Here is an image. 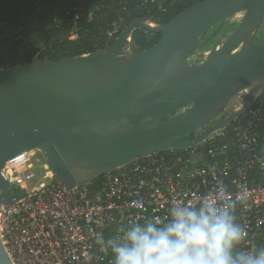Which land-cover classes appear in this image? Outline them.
Here are the masks:
<instances>
[{
  "label": "water",
  "instance_id": "water-1",
  "mask_svg": "<svg viewBox=\"0 0 264 264\" xmlns=\"http://www.w3.org/2000/svg\"><path fill=\"white\" fill-rule=\"evenodd\" d=\"M239 12L233 32L191 62L202 36ZM263 20L264 0H202L167 23L139 17L92 53L0 67V203L23 196L4 174L22 152L41 151L55 179L74 187L139 157L194 147L227 127L264 86V41L255 42ZM137 28L162 36L136 51ZM244 89V106L217 119ZM0 264H14L1 234Z\"/></svg>",
  "mask_w": 264,
  "mask_h": 264
},
{
  "label": "built area",
  "instance_id": "built-area-1",
  "mask_svg": "<svg viewBox=\"0 0 264 264\" xmlns=\"http://www.w3.org/2000/svg\"><path fill=\"white\" fill-rule=\"evenodd\" d=\"M74 1L73 25L65 34L69 39L79 37L82 13L95 20L106 16L95 9L104 8L103 0ZM119 2L124 8L134 2L138 11H148L152 5L163 8V0ZM122 24V18L113 21L107 36L113 38ZM242 92L233 112L244 106L248 90L237 95ZM190 148L188 158L174 152L151 153L101 175L99 181L74 187L55 179L37 149L12 157L4 174L13 193L23 196L12 204L0 203V234L11 260L14 264H113L112 256L89 235L96 221L101 222L97 231L108 235L132 220L152 215L166 219L170 204L182 199L193 204L207 193L214 200L211 189L217 180L223 181L228 197L235 201L238 222L247 232L243 246L264 245V86L243 114Z\"/></svg>",
  "mask_w": 264,
  "mask_h": 264
},
{
  "label": "clouds",
  "instance_id": "clouds-1",
  "mask_svg": "<svg viewBox=\"0 0 264 264\" xmlns=\"http://www.w3.org/2000/svg\"><path fill=\"white\" fill-rule=\"evenodd\" d=\"M198 202L182 199L170 204L167 218L155 215L120 226L105 235L96 227L89 235L112 256L113 264H264V245L243 246L247 232L235 214V201L217 180Z\"/></svg>",
  "mask_w": 264,
  "mask_h": 264
},
{
  "label": "trees",
  "instance_id": "trees-1",
  "mask_svg": "<svg viewBox=\"0 0 264 264\" xmlns=\"http://www.w3.org/2000/svg\"><path fill=\"white\" fill-rule=\"evenodd\" d=\"M103 1L104 8L95 9L105 13L104 20L91 19L87 12L82 13L77 23L79 37L69 39L65 34L73 25V7L76 3L74 0H0V27L7 26L18 32L8 33L0 28V67L26 64L35 56L59 60L92 53L111 45L122 34L123 29L136 18L146 17L157 24L167 23L183 10L202 0H163V8L152 5L148 11L136 10L134 2L128 3L124 8V3L119 0ZM118 18L123 20L122 28L113 38H109L107 31L111 28V23ZM161 36L160 32L137 28L132 34V40L136 51H142L153 47ZM196 136L193 132L189 138ZM191 149L174 148L161 153L174 152L188 158ZM101 178L102 176L93 181H99ZM14 191L22 192L16 188Z\"/></svg>",
  "mask_w": 264,
  "mask_h": 264
},
{
  "label": "rangeland",
  "instance_id": "rangeland-1",
  "mask_svg": "<svg viewBox=\"0 0 264 264\" xmlns=\"http://www.w3.org/2000/svg\"><path fill=\"white\" fill-rule=\"evenodd\" d=\"M243 16H244V12H239L234 16V18L222 21L219 24L211 27L207 31L206 35L202 36L199 43V47L194 51V54L190 58V61L193 62L199 53L203 51L205 52L210 51L220 39H223V37L230 35L233 32L232 29H235L237 27L239 22L242 20ZM230 26H232V28H230ZM262 41H264V20L261 23L255 35V42H262ZM220 47L221 45H219V48ZM243 96H244L243 92L240 93V95L236 94L234 98L226 106V108L218 115L217 119L225 118L228 115H230L233 112V110L240 104V101H242ZM179 112L180 110L176 111L175 113H179ZM205 128L206 126L195 131V135L198 136Z\"/></svg>",
  "mask_w": 264,
  "mask_h": 264
},
{
  "label": "bare ground",
  "instance_id": "bare-ground-1",
  "mask_svg": "<svg viewBox=\"0 0 264 264\" xmlns=\"http://www.w3.org/2000/svg\"><path fill=\"white\" fill-rule=\"evenodd\" d=\"M153 25V24H152Z\"/></svg>",
  "mask_w": 264,
  "mask_h": 264
}]
</instances>
